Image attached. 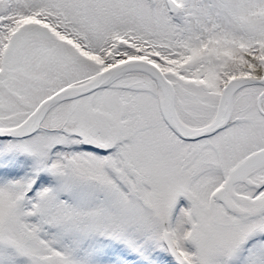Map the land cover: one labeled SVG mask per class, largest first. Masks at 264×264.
Listing matches in <instances>:
<instances>
[{
  "label": "snow or ice",
  "instance_id": "snow-or-ice-1",
  "mask_svg": "<svg viewBox=\"0 0 264 264\" xmlns=\"http://www.w3.org/2000/svg\"><path fill=\"white\" fill-rule=\"evenodd\" d=\"M0 264H264V0H0Z\"/></svg>",
  "mask_w": 264,
  "mask_h": 264
}]
</instances>
